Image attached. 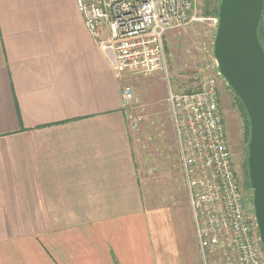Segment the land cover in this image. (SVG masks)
Instances as JSON below:
<instances>
[{
    "label": "crops",
    "instance_id": "obj_1",
    "mask_svg": "<svg viewBox=\"0 0 264 264\" xmlns=\"http://www.w3.org/2000/svg\"><path fill=\"white\" fill-rule=\"evenodd\" d=\"M113 63L75 0H0V264H206L182 167L183 199L142 191Z\"/></svg>",
    "mask_w": 264,
    "mask_h": 264
},
{
    "label": "built area",
    "instance_id": "obj_2",
    "mask_svg": "<svg viewBox=\"0 0 264 264\" xmlns=\"http://www.w3.org/2000/svg\"><path fill=\"white\" fill-rule=\"evenodd\" d=\"M75 2L92 37L112 49L114 77L120 79L163 68L165 33L196 17L197 0ZM197 87L170 91L167 97L197 245L206 264H264L253 210L232 166L214 79L203 76ZM120 95L127 109L133 100L131 86H122ZM130 115L135 130L140 118Z\"/></svg>",
    "mask_w": 264,
    "mask_h": 264
},
{
    "label": "rangeland",
    "instance_id": "obj_3",
    "mask_svg": "<svg viewBox=\"0 0 264 264\" xmlns=\"http://www.w3.org/2000/svg\"><path fill=\"white\" fill-rule=\"evenodd\" d=\"M215 0H197L196 17L165 33L163 68L149 73L127 74L121 87L132 88L130 116L140 118L134 137L142 191L149 199L185 197L176 140L170 118L168 93L196 90L203 76L214 79L232 166L247 205L252 207L245 173V125L236 97L215 72L211 53L215 31ZM261 246V245H260ZM262 248V247H261ZM209 258V257H206Z\"/></svg>",
    "mask_w": 264,
    "mask_h": 264
},
{
    "label": "water",
    "instance_id": "obj_4",
    "mask_svg": "<svg viewBox=\"0 0 264 264\" xmlns=\"http://www.w3.org/2000/svg\"><path fill=\"white\" fill-rule=\"evenodd\" d=\"M211 53L215 72L246 111L247 179L258 234L264 251V50L257 28L264 0H218Z\"/></svg>",
    "mask_w": 264,
    "mask_h": 264
},
{
    "label": "trees",
    "instance_id": "obj_5",
    "mask_svg": "<svg viewBox=\"0 0 264 264\" xmlns=\"http://www.w3.org/2000/svg\"><path fill=\"white\" fill-rule=\"evenodd\" d=\"M218 6V0H215V4L213 5V14H214V17H216L217 15V7ZM257 36H258V40L264 50V9H263V17L260 19L259 21V25H258V28H257ZM237 99V98H236ZM237 102H238V105L240 106V109H241V112H242V116H243V119H244V125H245V142L248 141V136H249V122H248V117H247V114H246V111H244V107L242 105V103L239 101V99H237ZM246 148V147H245ZM246 151V155H247V148L245 149ZM245 173H246V176H247V167H246V158H245ZM247 178V177H246ZM247 184L248 186L250 187L249 185V182H248V179H247Z\"/></svg>",
    "mask_w": 264,
    "mask_h": 264
}]
</instances>
